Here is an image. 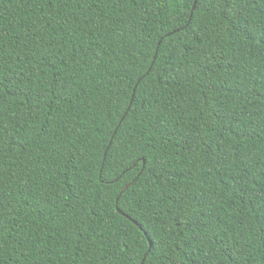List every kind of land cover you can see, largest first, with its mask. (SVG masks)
<instances>
[{"label": "trees", "instance_id": "16d2710c", "mask_svg": "<svg viewBox=\"0 0 264 264\" xmlns=\"http://www.w3.org/2000/svg\"><path fill=\"white\" fill-rule=\"evenodd\" d=\"M0 264H264V0H0Z\"/></svg>", "mask_w": 264, "mask_h": 264}, {"label": "water", "instance_id": "95a60500", "mask_svg": "<svg viewBox=\"0 0 264 264\" xmlns=\"http://www.w3.org/2000/svg\"><path fill=\"white\" fill-rule=\"evenodd\" d=\"M195 5H196V3H195ZM133 184V183H132ZM131 184V185H132ZM131 185H129V186H127L124 190H123V192H125ZM122 215H124L125 217H127L128 219H129V217L127 216V215H125L122 211H119Z\"/></svg>", "mask_w": 264, "mask_h": 264}, {"label": "snow or ice", "instance_id": "6c2138e0", "mask_svg": "<svg viewBox=\"0 0 264 264\" xmlns=\"http://www.w3.org/2000/svg\"><path fill=\"white\" fill-rule=\"evenodd\" d=\"M198 2H203V0H198Z\"/></svg>", "mask_w": 264, "mask_h": 264}]
</instances>
